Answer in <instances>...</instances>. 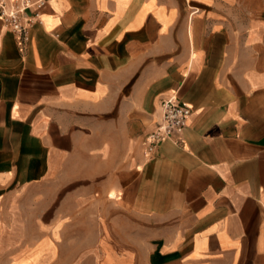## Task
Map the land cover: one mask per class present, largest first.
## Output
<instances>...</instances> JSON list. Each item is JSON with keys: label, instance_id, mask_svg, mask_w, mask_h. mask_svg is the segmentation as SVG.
Here are the masks:
<instances>
[{"label": "crops", "instance_id": "0c3cea01", "mask_svg": "<svg viewBox=\"0 0 264 264\" xmlns=\"http://www.w3.org/2000/svg\"><path fill=\"white\" fill-rule=\"evenodd\" d=\"M0 18V264H264V0H47ZM175 96L181 143L142 140Z\"/></svg>", "mask_w": 264, "mask_h": 264}, {"label": "built area", "instance_id": "2783aa9c", "mask_svg": "<svg viewBox=\"0 0 264 264\" xmlns=\"http://www.w3.org/2000/svg\"><path fill=\"white\" fill-rule=\"evenodd\" d=\"M46 3L47 0H0V18L3 27L17 35L21 52L29 40V29L33 24L41 22L40 11ZM160 108V117L142 140L146 159L155 156L164 139H169L175 144L181 143L182 131L191 113L190 108L175 96L163 99Z\"/></svg>", "mask_w": 264, "mask_h": 264}]
</instances>
